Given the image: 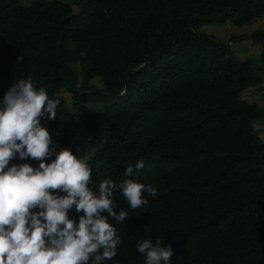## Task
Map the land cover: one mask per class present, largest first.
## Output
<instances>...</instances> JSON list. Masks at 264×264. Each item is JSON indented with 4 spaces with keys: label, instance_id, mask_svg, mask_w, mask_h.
I'll list each match as a JSON object with an SVG mask.
<instances>
[{
    "label": "trees",
    "instance_id": "trees-1",
    "mask_svg": "<svg viewBox=\"0 0 264 264\" xmlns=\"http://www.w3.org/2000/svg\"><path fill=\"white\" fill-rule=\"evenodd\" d=\"M260 15L264 0H0V101L30 79L59 100L40 121L56 150L83 157L94 185L143 160L133 171L157 190L137 210L115 193L128 217L109 218L122 243L105 264H146L136 242L159 238L169 264H264V108L240 96L261 77L231 50L242 35L198 30ZM24 163L38 166L10 161Z\"/></svg>",
    "mask_w": 264,
    "mask_h": 264
},
{
    "label": "clouds",
    "instance_id": "clouds-1",
    "mask_svg": "<svg viewBox=\"0 0 264 264\" xmlns=\"http://www.w3.org/2000/svg\"><path fill=\"white\" fill-rule=\"evenodd\" d=\"M58 104L24 78L0 101V264H105L122 243L109 218L123 223L128 217L114 210L115 193L130 210L148 204L144 193L157 195L133 171L145 167L143 160L129 165L128 178L121 182L104 178L94 185L83 157L68 148L57 151L40 121L56 119ZM17 156L38 166L10 164ZM135 247L146 264H169L173 255L170 244L161 246V238L138 240Z\"/></svg>",
    "mask_w": 264,
    "mask_h": 264
},
{
    "label": "rangeland",
    "instance_id": "rangeland-1",
    "mask_svg": "<svg viewBox=\"0 0 264 264\" xmlns=\"http://www.w3.org/2000/svg\"><path fill=\"white\" fill-rule=\"evenodd\" d=\"M31 1L32 0H19L23 5ZM259 28H261L263 32L261 36L254 34ZM198 30L213 36L219 41H226L231 37L242 35L243 38H239L230 44L231 50L234 53H248L251 56V67L261 77V88L259 90L246 88L241 92L240 96L248 101L257 102L264 108V15L257 16L249 23L240 26L224 22L202 25ZM91 83L94 88L100 86L98 78L91 79ZM59 95L63 96L65 102L70 100V96L64 92L59 93ZM256 125L258 127L262 126L258 135L261 140H264V120H262V125L259 123Z\"/></svg>",
    "mask_w": 264,
    "mask_h": 264
}]
</instances>
